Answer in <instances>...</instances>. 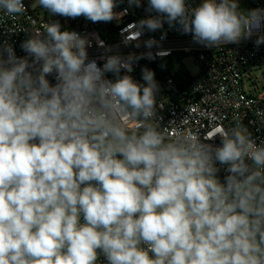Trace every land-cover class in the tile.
Instances as JSON below:
<instances>
[{
    "label": "clouds",
    "instance_id": "9594fccd",
    "mask_svg": "<svg viewBox=\"0 0 264 264\" xmlns=\"http://www.w3.org/2000/svg\"><path fill=\"white\" fill-rule=\"evenodd\" d=\"M124 3L39 0L92 23L143 8L122 30L137 48L165 24L208 49L264 45V8L240 0ZM26 10L0 0L6 16ZM166 36L125 55L54 19L21 43L24 56L0 41V264H264V141L238 117L204 133L161 128L155 72L131 73L170 54ZM93 38L103 53L90 58Z\"/></svg>",
    "mask_w": 264,
    "mask_h": 264
},
{
    "label": "built area",
    "instance_id": "2783aa9c",
    "mask_svg": "<svg viewBox=\"0 0 264 264\" xmlns=\"http://www.w3.org/2000/svg\"><path fill=\"white\" fill-rule=\"evenodd\" d=\"M253 8H264V0H245ZM193 5L200 0H191ZM26 11L23 15L9 17L0 13V41H7L15 48L17 56H24L21 43L29 37L42 33L44 26L54 19L60 20L63 28L77 31L82 35L92 38L95 34L106 45L119 44L122 54L144 52L147 49L143 41L155 38L160 41L163 31L167 36L161 41V47L170 50L166 57L175 56L180 59L183 55L192 54L196 63L200 66L197 75H191L183 66H178L180 75L175 78L172 73H165L157 81L161 85V91L157 98L159 114L163 117L161 128L168 130L170 134L177 131L204 133L213 126L223 125L228 128L234 125L235 119L239 120L249 129L257 143L264 141V81L260 82L253 77L254 69H263L264 73V45L257 48L254 39L242 41L239 45H222L215 49L204 48L192 42L191 35L181 34L176 29H168L165 24L162 31L145 33L140 37L141 47L132 44L121 43L130 24L145 16L143 8H134L125 15L120 22L92 23L84 17L65 19L53 17L40 5L31 7L26 0ZM127 3L120 6L122 10ZM135 33L129 36L134 39ZM90 58H95L103 53L98 48L95 38L93 46L89 48ZM153 53L157 51L153 48ZM141 59L134 65L131 75L140 81L141 70L161 59ZM102 63V62H101ZM112 78L111 74H108ZM52 83L55 81L49 77ZM215 143L219 144L217 139ZM221 172L220 176L223 177ZM98 264H103V257Z\"/></svg>",
    "mask_w": 264,
    "mask_h": 264
},
{
    "label": "rangeland",
    "instance_id": "374dc122",
    "mask_svg": "<svg viewBox=\"0 0 264 264\" xmlns=\"http://www.w3.org/2000/svg\"><path fill=\"white\" fill-rule=\"evenodd\" d=\"M27 3L31 7L39 6V0H26ZM241 10H248L253 9L250 3L246 2L245 0H240ZM195 56L192 54L183 55L180 59L175 58L174 61L176 62L177 67L183 66L184 70L186 69L191 75H197L200 72V66L195 61ZM253 77L256 78L258 81H264V73L263 69H254Z\"/></svg>",
    "mask_w": 264,
    "mask_h": 264
},
{
    "label": "trees",
    "instance_id": "16d2710c",
    "mask_svg": "<svg viewBox=\"0 0 264 264\" xmlns=\"http://www.w3.org/2000/svg\"><path fill=\"white\" fill-rule=\"evenodd\" d=\"M175 56L166 57L160 61L150 64L148 68L155 72L156 79H159L163 74L169 72L178 78L180 75L179 68H177L176 62L174 61ZM142 82V79L140 80Z\"/></svg>",
    "mask_w": 264,
    "mask_h": 264
}]
</instances>
